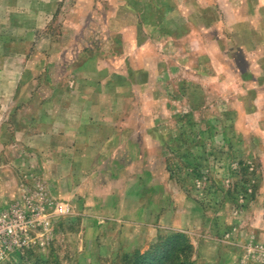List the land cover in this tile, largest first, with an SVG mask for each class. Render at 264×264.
I'll use <instances>...</instances> for the list:
<instances>
[{
  "label": "rangeland",
  "instance_id": "374dc122",
  "mask_svg": "<svg viewBox=\"0 0 264 264\" xmlns=\"http://www.w3.org/2000/svg\"><path fill=\"white\" fill-rule=\"evenodd\" d=\"M178 2L184 11L151 14L162 24L158 37L165 28L170 31L164 34L172 39L171 56L150 60L141 73L128 66L126 77L112 78L120 87L111 88V95L134 97L137 114L154 119L163 148L159 158L173 179L169 186L155 187L159 214L170 205L179 217L189 211L187 217L174 220L178 228L158 220L159 231L150 236L116 221L104 226L76 213L67 216L87 208L82 203L70 208L57 198L53 171L48 169L47 178L32 165L36 170L29 171L19 198L0 206L20 203L45 220L36 218L30 244L0 264H134L160 235L173 232L186 236L190 264L263 262L264 0ZM112 62L129 64L123 58ZM93 75L80 74L78 81H96ZM138 80L141 90L136 89ZM69 85L74 89V83ZM139 100L143 102L136 107ZM90 210L86 214L95 213ZM178 240L181 246L187 242Z\"/></svg>",
  "mask_w": 264,
  "mask_h": 264
},
{
  "label": "crops",
  "instance_id": "0c3cea01",
  "mask_svg": "<svg viewBox=\"0 0 264 264\" xmlns=\"http://www.w3.org/2000/svg\"><path fill=\"white\" fill-rule=\"evenodd\" d=\"M157 10L184 8L178 0H0V205L19 198L35 165L47 178L53 171L57 198L87 208L67 216L116 221L150 236L158 220L178 228L179 214L170 205L159 214L154 198L155 187L173 183L154 119L137 114L134 97L111 95L120 87L112 78L127 75L128 66L141 73L150 60L171 56L168 28L157 36ZM118 58L134 61L112 62ZM80 74L96 81L79 82ZM90 208L95 213L86 214Z\"/></svg>",
  "mask_w": 264,
  "mask_h": 264
},
{
  "label": "built area",
  "instance_id": "2783aa9c",
  "mask_svg": "<svg viewBox=\"0 0 264 264\" xmlns=\"http://www.w3.org/2000/svg\"><path fill=\"white\" fill-rule=\"evenodd\" d=\"M66 209L68 212L69 208ZM39 214L34 208L28 209L20 203L0 207V262L30 244L34 220H45L43 215L37 216Z\"/></svg>",
  "mask_w": 264,
  "mask_h": 264
},
{
  "label": "trees",
  "instance_id": "16d2710c",
  "mask_svg": "<svg viewBox=\"0 0 264 264\" xmlns=\"http://www.w3.org/2000/svg\"><path fill=\"white\" fill-rule=\"evenodd\" d=\"M178 238L187 241L186 236L178 232H173L166 236L160 235L158 243L153 245L147 252L138 254V259L134 264H190V256L185 255L188 241L185 242L187 243L186 245L182 242L181 246ZM162 240L165 241V244H160ZM173 253H175V258L169 259V256Z\"/></svg>",
  "mask_w": 264,
  "mask_h": 264
}]
</instances>
